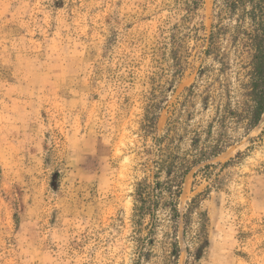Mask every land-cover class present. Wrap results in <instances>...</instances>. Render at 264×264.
<instances>
[{"label": "rangeland", "instance_id": "obj_1", "mask_svg": "<svg viewBox=\"0 0 264 264\" xmlns=\"http://www.w3.org/2000/svg\"><path fill=\"white\" fill-rule=\"evenodd\" d=\"M182 5L0 0V264H133L135 186L154 174L150 160L145 172L140 166L144 145L152 146L139 136L145 97L166 94L160 137L200 71L217 68L203 54L213 0L183 26ZM176 25L196 26L199 39L172 82L168 44ZM240 73L234 62L233 105L241 100ZM199 102L196 123L212 115ZM230 132L234 143L182 185L179 264H264V115L251 132ZM202 214L208 245L196 260ZM169 226L159 211L157 248Z\"/></svg>", "mask_w": 264, "mask_h": 264}, {"label": "trees", "instance_id": "obj_2", "mask_svg": "<svg viewBox=\"0 0 264 264\" xmlns=\"http://www.w3.org/2000/svg\"><path fill=\"white\" fill-rule=\"evenodd\" d=\"M203 5L204 0H183L186 15L182 26L192 21ZM213 7V24L203 54L212 59L217 68L206 67L200 71L197 82L186 90L184 101L168 120L160 137L155 134L167 102L166 94L151 93L144 100L139 136L145 144L152 140L151 147L144 145L143 154L153 159H144L140 166L145 172L150 160L154 174L151 180L145 175L135 186L133 223L137 250L133 264H179L181 246L177 227L181 214L178 201L184 180L195 166L219 157L234 143L231 129L242 126L249 133L264 115V0H213ZM198 39L196 26L186 27L185 31L178 25L173 28L168 44L172 82L183 75L190 57L189 43ZM234 62L241 70L238 105L232 103L228 77ZM204 79L206 85L200 92ZM198 99L202 112H212L208 121L196 123ZM185 145L187 150H184ZM159 211L166 212L170 226L157 248L153 235ZM191 215L192 208L185 217L186 230L191 224ZM200 220L196 260L208 245L209 219L202 214ZM145 230L149 231L147 237L143 235ZM148 237L150 243H147Z\"/></svg>", "mask_w": 264, "mask_h": 264}]
</instances>
